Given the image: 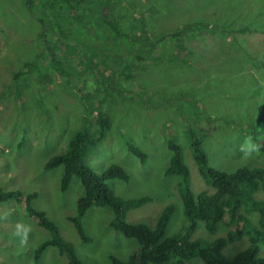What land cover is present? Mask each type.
Wrapping results in <instances>:
<instances>
[{
    "label": "rangeland",
    "instance_id": "rangeland-1",
    "mask_svg": "<svg viewBox=\"0 0 264 264\" xmlns=\"http://www.w3.org/2000/svg\"><path fill=\"white\" fill-rule=\"evenodd\" d=\"M107 11L130 40L160 42V51L154 49L150 60L131 66V81L99 85L83 68L81 56L89 57L95 49L87 47L81 53H59L58 58L65 56L55 63L56 71H46L47 78L35 73L22 86L29 73L19 75L15 83L13 74L27 61L36 62L40 24L24 0H0V187L36 192L33 206L61 225L62 236L90 264H111L110 256L126 260L139 247L134 238L110 226L109 207L87 210L83 225L90 241H81L67 219L84 192L79 177L73 176L61 191L64 166L44 169L49 157L67 150L77 130L89 124L97 128L92 118L105 115L109 128L98 142L91 136L96 143L85 151L83 163L98 176L112 164L121 166L128 181L109 178L104 183L122 199L150 198L125 212L127 222L153 227L162 208L176 200L167 235L175 234L183 219L179 177L165 174L172 155L170 139L183 149L193 192L213 191L194 168L187 127L202 129L191 128L211 167L224 172L243 165L264 167L258 144L249 136L264 104V64L252 63L253 57L264 62V33L259 32L264 30V0H112ZM185 24L190 25L173 36ZM143 48L144 57L149 56L152 44L145 42ZM99 62L105 71L108 61ZM257 136L264 138V130ZM130 144L144 152V162L131 152ZM257 197L264 198V193L259 191ZM252 213L255 220L257 213ZM218 229L216 237L227 228L222 222ZM196 234L209 239L201 227ZM47 237V231L23 215L20 204L0 202V264H36L30 248ZM245 243L241 239L229 248L240 249ZM65 263L64 255L48 247L38 264ZM189 263L205 264L197 257Z\"/></svg>",
    "mask_w": 264,
    "mask_h": 264
},
{
    "label": "trees",
    "instance_id": "trees-1",
    "mask_svg": "<svg viewBox=\"0 0 264 264\" xmlns=\"http://www.w3.org/2000/svg\"><path fill=\"white\" fill-rule=\"evenodd\" d=\"M24 1L27 10L40 24L39 35L37 27L36 36L37 41H40V49L38 47L36 51V62L27 61L13 74L15 83L19 75L29 73L22 86H27L30 76L35 73L47 78L49 74H45L46 71L49 69L52 72L56 71L55 63L65 56L58 58L59 53L65 54L67 51L81 53L87 47L95 49L91 52V56H81L84 61L83 68L87 75L99 82V85L104 86L103 84L116 80L131 81L133 77L130 72L131 66L136 62L150 60L153 50L160 51L161 49L160 42L156 39L130 40L127 34L112 22L111 15L107 11V3L112 0ZM204 22L206 20H200V24ZM209 23L207 25L211 27L212 23ZM190 24L181 26L179 31H174L173 36L182 33ZM214 26L212 24V27ZM254 31L258 30L252 29V32ZM259 32L264 33V30ZM119 40L122 42L119 43ZM145 42L152 44L147 57H144L141 51L144 50ZM186 49L193 50L188 47ZM102 58L108 61L105 71H102L99 66V60ZM254 58L252 59L254 67L263 66L262 57L255 58V60L259 58V62H255ZM40 70L44 72L40 73ZM102 74H106L107 79L103 80ZM193 102L195 101L187 105L191 106ZM258 110L255 121L251 124L250 135H248L257 142L259 155L264 159V138L257 136L258 130H264V104H261ZM104 116L100 115L99 119L92 118V121L96 120V129L92 130V124H89V127L77 130L67 150L49 157L44 163L45 170L59 165L64 166V174L60 182L61 191L67 189L73 176L80 179L84 192L77 199L75 213L68 215L67 219L72 223L81 241H90L83 225L87 210L91 207H109L113 213L110 226L125 237L134 238L139 246L128 255L126 260L121 261L110 256L111 264H165L169 262L190 264L189 261L194 257L199 258L205 264H264V251L262 254L260 251L264 244V198L257 197L259 191L264 193V167L243 165L232 172H224L211 167L208 164L207 153L202 146L201 139L196 138L191 129L198 127H187V146L191 150L194 168L201 179L213 188V191L193 192L190 186L189 167L183 161V149L179 143L170 139L168 147L172 155L165 174H174L179 177L177 192L183 206V219L178 231L173 235H167L166 230L174 212L176 200L170 201L162 208L153 227L144 223L127 222L124 219L125 212L138 207L145 201H150V198L145 196L138 199H122L104 183L109 178L127 182L129 175L121 166L112 164L98 176L83 163L85 151L90 145L93 146L96 143L91 141V136H94L98 142L109 128V121ZM91 131L95 132V135ZM21 145L22 142L17 144L18 147ZM128 147L141 162L145 161L144 152L138 147L132 144ZM36 198L37 193L34 191L4 190L0 187L1 203L20 204L23 215L34 220L39 227L47 231L48 237L30 248L34 263L38 264L44 251L48 247H53L65 256V264H90L82 261L74 245L62 236L61 225L49 218L43 210L33 206L32 203ZM252 212L257 213L255 220L251 218ZM222 222L227 229L225 234L216 237L215 235L220 231L218 225ZM198 227L209 235V239L196 234ZM241 239L246 240L245 246L240 249L229 248V245Z\"/></svg>",
    "mask_w": 264,
    "mask_h": 264
}]
</instances>
